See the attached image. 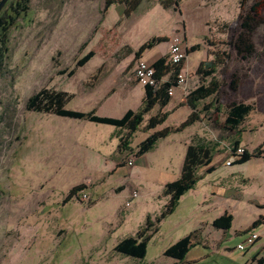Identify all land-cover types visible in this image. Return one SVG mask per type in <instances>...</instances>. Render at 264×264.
Instances as JSON below:
<instances>
[{"label": "rangeland", "instance_id": "374dc122", "mask_svg": "<svg viewBox=\"0 0 264 264\" xmlns=\"http://www.w3.org/2000/svg\"><path fill=\"white\" fill-rule=\"evenodd\" d=\"M161 1L143 0L126 17L123 5L104 10V0H31L25 16L16 19L0 75V264H168L172 261L163 257L164 250L195 230L202 244H194L187 255L191 262L185 264H230L219 259L222 249L230 257L242 254L236 246L245 235L234 232L264 214L255 207V202L264 203V156L242 165L223 163L235 141L246 152L264 145V0L248 1V6L258 4L249 54L237 51L239 0H181L168 10ZM152 39L157 44L140 57L148 64L167 59L175 41L185 51L196 45L199 50L186 56L180 72L187 78L186 89L173 90L161 110L168 114L166 121L153 131H137L130 152H116L119 133L111 126L25 111L26 100L43 88L72 95L65 107L69 111L119 119L136 110L144 91L133 78L134 52ZM210 60L217 65L218 95L198 105L199 121L159 140L135 165L141 141L189 117L190 109L182 104L198 84L197 67ZM233 102L254 107L238 133L224 127ZM194 138L212 148L214 171L159 222L144 259L115 253L117 242L135 237L147 220L154 223L160 216L167 202L160 192L178 179L186 146ZM129 160L132 166L126 165ZM220 183L235 201L242 199L228 233L213 229L209 221L226 206L225 198L212 194ZM78 185L86 188L88 200L64 204ZM131 192L137 197L125 207ZM253 233L264 244V225Z\"/></svg>", "mask_w": 264, "mask_h": 264}, {"label": "trees", "instance_id": "16d2710c", "mask_svg": "<svg viewBox=\"0 0 264 264\" xmlns=\"http://www.w3.org/2000/svg\"><path fill=\"white\" fill-rule=\"evenodd\" d=\"M142 1L143 0H104V10H107L113 5H123L124 15L129 17L135 12ZM180 1L181 0H162L160 6L164 10H168L176 7ZM248 1L249 0H239V7L242 11V14L239 17L240 28L242 31L237 38L238 43H241L237 48V51L246 54L251 53L249 39L251 34L258 27V22L256 21L258 16V4L248 6ZM30 2L31 0H9L0 12V75L3 73L5 60L8 54L10 30L13 28L16 19L25 16ZM157 42L158 41L154 39L150 40L146 45L134 52V56L139 59L143 50L153 48ZM198 50V45L193 46L186 50V56ZM92 56L93 54L90 53L79 61L75 69L70 71L67 76L71 77L76 68L82 67ZM166 61L167 59L165 57H160L151 64V67L154 70V79L157 82V86H144V94L139 107L136 110H127L119 119L99 117L95 114V111L89 113L69 111L65 107L71 101L72 95L63 91L44 88L35 92L26 100L24 106L25 111L111 126L119 133L116 136V152L120 155L125 154L126 152L131 151L129 144L133 135L137 131L140 130L145 133L153 131L158 126L162 125L167 119L168 114L163 113L161 110L164 109L171 100L168 91L177 88V76L180 74L185 61L175 66L168 65ZM216 69L217 65L214 60L199 64L195 71L198 84L193 89L189 90L182 104V106H187L190 109L191 113L189 117L176 128H165L148 135L136 146V151L134 153L135 159H139L152 151L159 140L165 139L172 133L181 132L186 127L191 126L200 120L198 105L208 99H214L221 89V83L216 79ZM229 87L233 91L237 88L233 81L230 82ZM154 108L158 109L157 114L150 116L144 123L145 116H147ZM253 109V105L250 104L231 103L225 114L224 127L229 131L238 133V128L243 124ZM233 145L232 152L237 149L238 142L235 141ZM261 149L262 148L259 146L250 153L244 151L239 160L233 165H242L253 158H261L264 156V150ZM212 157V148L203 143L202 140L194 138L186 146L178 179L166 183L160 192V197L167 199L160 216L155 219L154 223L147 220L145 227L140 229L135 237L124 238L117 242L113 251L127 258L135 260L144 259L147 242L151 236L157 232V225L159 222L165 217L171 215L177 208L181 197L187 192L193 190L197 182L202 179L197 175V171L200 168H206L205 174H210L214 171V168L210 167ZM85 189L86 188L83 185L71 188L64 198L63 203L66 204L73 198L79 200L78 194L83 193V190ZM231 223L232 216L224 213L216 218L211 226L215 230L227 232L231 228ZM260 225H264V217H259L246 231L255 229ZM193 241L195 243H193ZM194 244H202L199 230L191 232L187 236L170 245L164 250L162 255L163 257L172 259L177 264H180V262L185 260Z\"/></svg>", "mask_w": 264, "mask_h": 264}, {"label": "built area", "instance_id": "2783aa9c", "mask_svg": "<svg viewBox=\"0 0 264 264\" xmlns=\"http://www.w3.org/2000/svg\"><path fill=\"white\" fill-rule=\"evenodd\" d=\"M185 52L186 51L183 49L182 44L180 42L175 41V43L171 44L169 47V52H168L169 56L167 58L166 63L170 66H175L185 61L186 60ZM133 78L142 87L144 86L156 87L157 86V82L154 79V70L152 69L151 64H148L141 58L135 61L134 68H133ZM186 82H187V78L185 74L180 73L177 76V80H176L177 88H180L183 91H185ZM173 90L174 89H170L168 91L169 96H172ZM243 153H244V150L242 148H237L234 152L230 150L223 165L226 167L232 166L233 164H235L236 161L239 160L240 156ZM132 164L133 162L131 160L126 162L127 166H132ZM80 194H79L80 195L79 200L81 201L88 200V197L86 195H84L83 193H80ZM136 197H137L136 192H131L129 198L127 199V202L125 203V207H129L131 201L134 200ZM257 240H258V235L255 233H250L246 236L242 244H238L236 246V249L238 251H245L246 249L252 247Z\"/></svg>", "mask_w": 264, "mask_h": 264}, {"label": "crops", "instance_id": "0c3cea01", "mask_svg": "<svg viewBox=\"0 0 264 264\" xmlns=\"http://www.w3.org/2000/svg\"><path fill=\"white\" fill-rule=\"evenodd\" d=\"M157 60V59H156ZM187 85V84H186ZM143 88V87H142ZM183 91V90H182ZM260 147H262L263 148V150H264V145L263 146H260ZM257 147H255L254 149H256ZM253 149V150H254ZM252 150V151H253ZM229 151L230 150H228V154H229ZM251 151H248V153H250ZM227 154V155H228ZM214 157V156H213ZM213 157H212V161H211V164H210V167H213L214 168V166H213ZM138 161H139V159H137V161H136V163H135V165L138 163ZM134 165V166H135ZM215 169V168H214ZM205 170H206V168H205ZM205 170H204V174L203 175H198V176H200L202 179L204 178V176L206 175L205 174ZM201 179V180H202ZM221 182V181H220ZM197 184H198V182H197ZM197 184L195 185V187H194V189L196 188V186H197ZM215 187L216 186H214V189H212V194L214 195V196H218L217 194H220V196H218V197H223V198H225V200L227 201L226 202V206L225 207H223L220 211H219V213L222 211L223 212V214L224 213H227V214H229V215H231L232 216V223H233V221H234V216H233V213H234V211L237 209V206H238V203L242 200V199H240V200H237V201H235L233 198H231V191L229 192L228 190L226 191V190H222V186H221V183L218 185V188H221L220 190H217V189H215ZM193 189V190H194ZM192 191V190H191ZM188 193V192H187ZM222 194V195H221ZM184 196L185 195H183V197H181V199L179 200V203H178V206L180 205V203H181V201H182V199L184 198ZM250 202V201H249ZM254 202V201H253ZM177 206V207H178ZM255 207L256 208H258V209H261V210H264V203H256L255 202ZM197 209H199V207H197ZM197 211V210H196ZM218 213V214H219ZM214 216H217V215H214ZM259 217H264V214L263 215H260ZM258 217V218H259ZM216 218H218V217H210V219H209V221H210V224H212V222L216 219ZM257 218V219H258ZM256 219V220H257ZM255 220V221H256ZM254 222V221H253ZM253 222H251V223H249V225L248 226H246L244 229H242V230H239V231H235L234 233L235 234H244L245 236V238H246V236L248 235V234H250V233H253V229L252 230H250V231H246L250 226H251V224L253 223ZM232 223H231V227H232ZM207 224V223H206ZM231 230V228L227 231V233L229 232ZM245 240V239H244ZM243 240V241H244ZM260 240H261V236L260 235H258V240L254 243V245L252 246V247H250V248H248V249H246L245 251H239V252H241L242 254H240L239 256H236V257H230V255H228L225 251L227 250V249H222L221 250V252L219 253V254H217L218 255V257H219V259H221V260H227L230 264H264V244H259V242H260ZM238 245V244H237ZM237 250V249H236ZM238 251V250H237ZM165 258V257H164ZM165 259H168V258H165ZM168 260H170V261H172V262H168V264H177L174 260H172V259H168ZM190 263L191 261H187V257L185 258V260L184 261H182V262H180V264H185V263ZM216 264H220V262H216Z\"/></svg>", "mask_w": 264, "mask_h": 264}, {"label": "water", "instance_id": "95a60500", "mask_svg": "<svg viewBox=\"0 0 264 264\" xmlns=\"http://www.w3.org/2000/svg\"><path fill=\"white\" fill-rule=\"evenodd\" d=\"M9 0H0V11L3 9V7L5 6V4L8 2ZM93 1V0H92Z\"/></svg>", "mask_w": 264, "mask_h": 264}, {"label": "flooded vegetation", "instance_id": "af4514ba", "mask_svg": "<svg viewBox=\"0 0 264 264\" xmlns=\"http://www.w3.org/2000/svg\"><path fill=\"white\" fill-rule=\"evenodd\" d=\"M6 5V4H5ZM1 12V11H0Z\"/></svg>", "mask_w": 264, "mask_h": 264}]
</instances>
